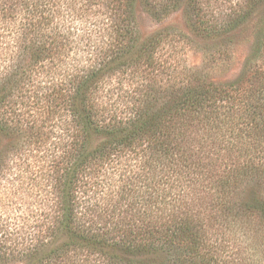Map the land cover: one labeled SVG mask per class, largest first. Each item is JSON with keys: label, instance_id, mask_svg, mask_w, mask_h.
<instances>
[{"label": "trees", "instance_id": "16d2710c", "mask_svg": "<svg viewBox=\"0 0 264 264\" xmlns=\"http://www.w3.org/2000/svg\"><path fill=\"white\" fill-rule=\"evenodd\" d=\"M179 11L211 62L252 25L235 79L165 57L183 33L141 36ZM11 181L43 234L8 249L0 225V264H264V0H0Z\"/></svg>", "mask_w": 264, "mask_h": 264}, {"label": "rangeland", "instance_id": "374dc122", "mask_svg": "<svg viewBox=\"0 0 264 264\" xmlns=\"http://www.w3.org/2000/svg\"><path fill=\"white\" fill-rule=\"evenodd\" d=\"M141 19L139 32L143 37L164 29H174L191 37L181 11L158 23L147 15H142ZM191 38L194 43L179 44L178 48L168 52L165 57L178 60L195 70H203L204 64L207 63L208 74L217 82L232 81L238 76L243 63L253 50L255 41L252 25L248 24L233 36L230 51L227 52L228 58L211 62L215 57H219L214 43ZM12 182L8 185L0 184V225L7 232L4 236V247L17 250L26 247L33 237L43 234L37 233L41 230L38 227L43 222L38 215L45 204L41 202L40 194L34 185ZM36 224L39 225L35 227Z\"/></svg>", "mask_w": 264, "mask_h": 264}]
</instances>
